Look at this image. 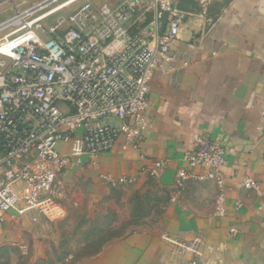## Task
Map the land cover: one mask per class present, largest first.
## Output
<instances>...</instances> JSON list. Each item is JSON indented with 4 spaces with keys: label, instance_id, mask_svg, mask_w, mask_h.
I'll use <instances>...</instances> for the list:
<instances>
[{
    "label": "crops",
    "instance_id": "0c3cea01",
    "mask_svg": "<svg viewBox=\"0 0 264 264\" xmlns=\"http://www.w3.org/2000/svg\"><path fill=\"white\" fill-rule=\"evenodd\" d=\"M174 1L191 15L172 44V61L151 81L146 139L125 147L121 138L96 158L71 159L62 177L66 183L88 182L94 195L114 184L150 186L165 196L155 207L161 219L112 238L86 260L76 254L83 260L78 264H264V0L216 1L206 14L196 0ZM198 134L221 138L228 148L223 216L217 214L218 187L203 177L202 167L172 197L176 173L187 167L185 154ZM74 145L73 140L62 148L68 152ZM160 162L166 165L154 175ZM246 178L260 188H246ZM37 212L24 214L35 215L34 227L40 223ZM20 216L5 215L0 243ZM56 225L42 224L51 231ZM197 237L203 242L200 256L182 253L173 241ZM78 246L82 250L84 243Z\"/></svg>",
    "mask_w": 264,
    "mask_h": 264
},
{
    "label": "built area",
    "instance_id": "2783aa9c",
    "mask_svg": "<svg viewBox=\"0 0 264 264\" xmlns=\"http://www.w3.org/2000/svg\"><path fill=\"white\" fill-rule=\"evenodd\" d=\"M71 1L80 4L69 17L52 26L45 14L23 20L21 32L0 39V222L10 211L55 214L57 184L71 159L96 158L121 138L125 147L140 146L151 125V81L172 61V44L191 15L174 0ZM214 1L221 0H196L204 14ZM227 151L221 138L196 135L172 197L202 167L218 187L223 216ZM165 165L157 163L154 175ZM244 186L260 188L250 178ZM173 241L182 253H203L199 237Z\"/></svg>",
    "mask_w": 264,
    "mask_h": 264
},
{
    "label": "rangeland",
    "instance_id": "374dc122",
    "mask_svg": "<svg viewBox=\"0 0 264 264\" xmlns=\"http://www.w3.org/2000/svg\"><path fill=\"white\" fill-rule=\"evenodd\" d=\"M97 2L116 6L120 0ZM79 4L71 0H0V39L13 38L21 32L23 20L44 14L49 13L44 22L52 26L69 17ZM122 184L110 185L94 195L88 182L66 183L60 178L54 196L58 210L55 214L38 211L40 223L35 227L33 214L21 215L10 222L5 241L0 243V264H78L83 260L76 254H84L86 260L112 238L130 229L155 226L161 219V210L155 207L165 196L150 186ZM46 221L57 224L53 231L42 226ZM77 242L84 243L82 250L80 246L79 250L76 248Z\"/></svg>",
    "mask_w": 264,
    "mask_h": 264
},
{
    "label": "bare ground",
    "instance_id": "6f19581e",
    "mask_svg": "<svg viewBox=\"0 0 264 264\" xmlns=\"http://www.w3.org/2000/svg\"><path fill=\"white\" fill-rule=\"evenodd\" d=\"M49 14V13H48ZM48 14H45L44 16L48 15Z\"/></svg>",
    "mask_w": 264,
    "mask_h": 264
}]
</instances>
